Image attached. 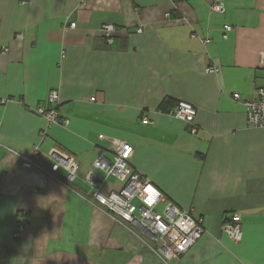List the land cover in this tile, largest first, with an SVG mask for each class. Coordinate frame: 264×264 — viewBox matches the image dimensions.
Returning a JSON list of instances; mask_svg holds the SVG:
<instances>
[{"label":"crops","instance_id":"obj_1","mask_svg":"<svg viewBox=\"0 0 264 264\" xmlns=\"http://www.w3.org/2000/svg\"><path fill=\"white\" fill-rule=\"evenodd\" d=\"M263 54L264 0H0V264H264V127L244 105L264 85ZM52 89L67 126L30 109ZM178 100L196 107L197 132L167 112ZM122 141L136 171L201 221L181 256L165 259L92 197L91 172L105 193L123 186L94 166ZM35 145L75 155V180L22 166L16 153ZM232 213L240 241L223 230Z\"/></svg>","mask_w":264,"mask_h":264},{"label":"built area","instance_id":"obj_2","mask_svg":"<svg viewBox=\"0 0 264 264\" xmlns=\"http://www.w3.org/2000/svg\"><path fill=\"white\" fill-rule=\"evenodd\" d=\"M211 8L216 12L225 10L222 3H214ZM70 26L75 27L76 22H72ZM224 29L230 31L232 26L224 25ZM101 30L106 41L113 43L117 26L112 23H104ZM192 37L197 36L192 34ZM224 37H227V33H224ZM262 63L264 65V54L262 55ZM216 70L215 67H208V71ZM233 97L237 100L240 98V94L234 93ZM47 104L49 106L39 105L30 109L45 116L50 124L58 123L67 126L69 119L60 115L57 111L59 104L58 90L52 89L49 92ZM244 105L247 110L248 123L255 127H264V85L257 89L254 97L245 100ZM167 112L190 124L192 133L197 132L195 123L197 109L193 104L185 100H178ZM143 121L148 122V119L144 118ZM132 152L133 145L122 141L115 147L112 160L103 155L97 157L94 166L103 170L106 175L117 177L123 183V186L119 190L105 193L102 190V177L91 172L87 176V183L91 188L92 197L118 221L141 227L150 237V240L157 244L165 259L179 257L186 253L202 236L204 232L202 223L190 211L183 210L170 201L148 178L136 171L130 163ZM16 154L20 164L24 167L35 166L52 176L63 168L67 172L69 182H73L77 177L79 164L73 154L63 152L57 148L45 152L39 145H35L27 153L17 152ZM36 157L50 160L52 162L51 167L49 169L44 168L35 160ZM162 203H164V207L160 211L159 206ZM240 221V214L232 213L223 223V230L235 241H240L243 236ZM24 230L25 224L19 222L15 236H20Z\"/></svg>","mask_w":264,"mask_h":264},{"label":"rangeland","instance_id":"obj_3","mask_svg":"<svg viewBox=\"0 0 264 264\" xmlns=\"http://www.w3.org/2000/svg\"><path fill=\"white\" fill-rule=\"evenodd\" d=\"M159 210H162V205L159 206Z\"/></svg>","mask_w":264,"mask_h":264},{"label":"trees","instance_id":"obj_4","mask_svg":"<svg viewBox=\"0 0 264 264\" xmlns=\"http://www.w3.org/2000/svg\"><path fill=\"white\" fill-rule=\"evenodd\" d=\"M168 110V109H167Z\"/></svg>","mask_w":264,"mask_h":264}]
</instances>
